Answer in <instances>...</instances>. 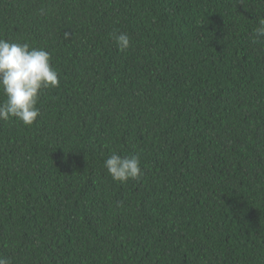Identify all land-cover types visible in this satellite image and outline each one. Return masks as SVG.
<instances>
[{
    "label": "trees",
    "instance_id": "obj_1",
    "mask_svg": "<svg viewBox=\"0 0 264 264\" xmlns=\"http://www.w3.org/2000/svg\"><path fill=\"white\" fill-rule=\"evenodd\" d=\"M261 19L264 0H0V38L59 74L34 124L0 120V257L264 264ZM112 152L142 176L113 180Z\"/></svg>",
    "mask_w": 264,
    "mask_h": 264
},
{
    "label": "clouds",
    "instance_id": "obj_2",
    "mask_svg": "<svg viewBox=\"0 0 264 264\" xmlns=\"http://www.w3.org/2000/svg\"><path fill=\"white\" fill-rule=\"evenodd\" d=\"M254 35L264 38V19L259 21ZM112 38L121 50L131 46L126 33H114ZM58 86L59 74L52 66L49 52L0 38V92L4 96L0 101V120L15 119L31 126L41 115L37 107L40 93L45 88ZM104 166L113 180L120 183L142 176L138 155L122 157L112 152ZM0 264H11V261L0 257Z\"/></svg>",
    "mask_w": 264,
    "mask_h": 264
}]
</instances>
